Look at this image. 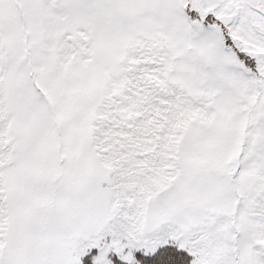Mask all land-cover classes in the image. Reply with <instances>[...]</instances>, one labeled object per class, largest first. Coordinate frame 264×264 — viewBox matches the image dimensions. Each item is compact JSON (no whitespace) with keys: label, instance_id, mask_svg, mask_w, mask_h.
Returning a JSON list of instances; mask_svg holds the SVG:
<instances>
[{"label":"snow or ice","instance_id":"1","mask_svg":"<svg viewBox=\"0 0 264 264\" xmlns=\"http://www.w3.org/2000/svg\"><path fill=\"white\" fill-rule=\"evenodd\" d=\"M0 264H264V0H0Z\"/></svg>","mask_w":264,"mask_h":264}]
</instances>
